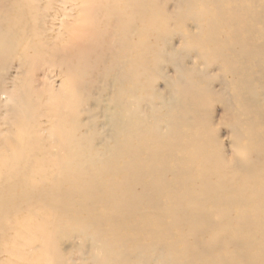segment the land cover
<instances>
[{"label": "rangeland", "instance_id": "374dc122", "mask_svg": "<svg viewBox=\"0 0 264 264\" xmlns=\"http://www.w3.org/2000/svg\"><path fill=\"white\" fill-rule=\"evenodd\" d=\"M118 1H106L93 27L90 49L101 56L95 53L94 68L85 78L89 94L79 108L78 122L88 134H95L93 149H102L111 134L114 99L118 94L125 101L136 96L129 111L136 112V134L142 132L134 141L136 155L144 159L136 162V177L131 176L136 178V199L113 198L115 186L106 182L89 197L56 201L61 211L53 215L60 220L54 246L59 264H95V257L106 264H250V260L261 264L264 128L258 130L256 121L263 125L264 114L245 118L230 96L227 85L235 81L233 55L225 57L228 68H222L221 58L211 53L215 47L209 45L207 51L200 45L197 27L201 23L195 19L203 10L212 16L216 3ZM66 22L73 21L61 18L60 31ZM104 32L109 36L96 41ZM224 38L229 41L232 36ZM202 50L208 57L200 58ZM242 61L236 63L237 70L244 71L248 65ZM207 63L213 64L207 70V85L200 83L199 75L188 80L183 74L202 70ZM240 78L241 94L249 97L256 88L255 101L264 105V81L258 83L243 73ZM161 166L165 173H160ZM119 178L112 176V180ZM41 195L27 196V201L42 202L51 214L58 204ZM11 205L9 215L22 204L18 200ZM82 226L106 244L105 252L96 249L98 239L93 235L84 239L79 234ZM10 258L0 253V264H8Z\"/></svg>", "mask_w": 264, "mask_h": 264}, {"label": "bare ground", "instance_id": "6f19581e", "mask_svg": "<svg viewBox=\"0 0 264 264\" xmlns=\"http://www.w3.org/2000/svg\"><path fill=\"white\" fill-rule=\"evenodd\" d=\"M44 1L0 0V253L11 257L8 264H59L54 246L60 220L53 215L61 211L56 201L89 197L100 192L106 182L115 186L113 198L121 195L116 198L136 199V178L131 176L136 177V162H144L134 146L142 132L136 134V112L129 111L136 96L125 101L118 94L114 99L116 113L109 121L111 134L102 149H93L95 134H88L78 122L79 108L89 94L85 78L94 68L91 62L97 50L90 49L92 31L107 0H80L79 4L78 0ZM213 1L217 6L212 16L203 10L195 19L201 23L197 27L200 45L207 51L209 45L215 47L211 53L221 58L222 68H228L224 63L228 64L226 58L233 55L235 81L227 85L230 96L245 118L264 114V105L255 101L256 88L249 97L237 88L241 73L258 83L264 81V0ZM63 17L79 24L66 22L67 32L60 31L58 22ZM64 34L68 35L66 42ZM109 34L104 32L96 41ZM225 34H231L232 39L226 40ZM97 53L100 57L101 53ZM205 57L208 55L202 50L200 58ZM241 60L243 66L248 63L242 66L244 71L237 70L236 63ZM212 66L207 63L202 70L183 74L188 80L199 75L200 83L207 85V70ZM113 67H118L116 61ZM172 98L173 94L170 101ZM262 123L256 121L258 130L264 128ZM161 167L160 173H165ZM124 173L128 176L121 177ZM112 176L120 178L112 180ZM39 193L52 205L58 204L53 205L52 215L47 214L42 202L27 201V196L33 198ZM18 200L22 205L9 215L11 204ZM82 227L79 234L84 239L93 235L98 239L96 249L105 252L106 244L98 235ZM93 261L107 263L101 257ZM249 263L254 264L252 260Z\"/></svg>", "mask_w": 264, "mask_h": 264}]
</instances>
